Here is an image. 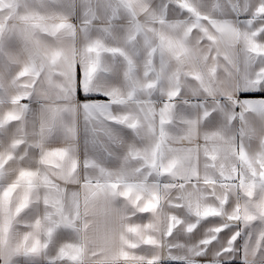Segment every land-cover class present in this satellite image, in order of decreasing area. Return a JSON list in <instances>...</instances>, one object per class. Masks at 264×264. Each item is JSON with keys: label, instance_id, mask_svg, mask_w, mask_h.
<instances>
[{"label": "snow or ice", "instance_id": "obj_1", "mask_svg": "<svg viewBox=\"0 0 264 264\" xmlns=\"http://www.w3.org/2000/svg\"><path fill=\"white\" fill-rule=\"evenodd\" d=\"M193 123L254 162L198 154L224 192L116 264H264V0H0V264H97L114 216L152 220L124 193L184 183ZM145 133L135 183L106 175Z\"/></svg>", "mask_w": 264, "mask_h": 264}, {"label": "crops", "instance_id": "obj_2", "mask_svg": "<svg viewBox=\"0 0 264 264\" xmlns=\"http://www.w3.org/2000/svg\"><path fill=\"white\" fill-rule=\"evenodd\" d=\"M260 134L259 125L252 122L248 126V135L252 137L251 144L255 145L256 137ZM188 138L191 142V151L184 152L178 160H176L177 170L174 173L176 177L184 179V183L174 185L171 189H165L159 198H156L155 189H148L143 192V196L134 194L131 190L124 193L125 196L132 197V203L142 204L143 210L152 213V220L149 225L143 229L137 227H128L127 225L122 230L120 227L119 217H113V223L109 229V239L103 243L99 249L102 259L97 261V264H116V260L122 256L128 255L132 251H136L135 245L149 241V238L159 239L160 235L165 232H170L177 226L179 221L172 215L177 211L179 204L178 197L182 196V203L186 208L181 211L191 210L192 212L203 210L206 204L204 199L205 194L219 196L224 192V188L213 183H190L186 179L187 176H197V155L199 154V179L205 177L211 178L214 171L222 172L225 176H234L237 165V159L247 163L249 159L255 160V148L250 149V155L245 156L244 152H240L236 157L235 146L225 147L226 141L223 136L214 131L208 133L198 132L195 123L191 128ZM199 145V147H197ZM152 139L148 133L144 134L143 146H138V142H131L127 146L128 154L124 156L118 163L117 167L112 169L106 175H111L118 182H123L124 178H130L132 183H135L133 178L136 177L139 168L137 166L136 157L150 159L152 156ZM210 156L212 162L205 163V156ZM175 159V158H174ZM191 161L189 168L188 161ZM5 160L3 164H7ZM0 164V167L3 166ZM171 170V169H169ZM142 186V185H141ZM102 202V201H101ZM205 215L211 214L208 211ZM128 247V253H125L124 246ZM106 258V259H105ZM121 264H140L139 258L132 259L130 256L126 261H121Z\"/></svg>", "mask_w": 264, "mask_h": 264}]
</instances>
